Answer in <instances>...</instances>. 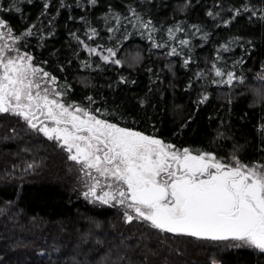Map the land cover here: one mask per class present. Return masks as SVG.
Returning <instances> with one entry per match:
<instances>
[{"label":"trees","instance_id":"16d2710c","mask_svg":"<svg viewBox=\"0 0 264 264\" xmlns=\"http://www.w3.org/2000/svg\"><path fill=\"white\" fill-rule=\"evenodd\" d=\"M0 19L68 103L181 150L264 164V0H0ZM69 165L0 113V264H264L257 249L126 223L118 206L82 195Z\"/></svg>","mask_w":264,"mask_h":264},{"label":"snow or ice","instance_id":"6c2138e0","mask_svg":"<svg viewBox=\"0 0 264 264\" xmlns=\"http://www.w3.org/2000/svg\"><path fill=\"white\" fill-rule=\"evenodd\" d=\"M132 15L149 28L151 21L143 22L134 10ZM0 29H6L0 31V41L5 37L12 41L0 45V113L18 116L49 140L60 142L68 159L81 165L83 176L91 181L86 184V198L121 206L126 223L146 221L161 232L231 239L241 242L236 247L247 245L264 252V164L249 165L235 157L227 163L213 153L181 150L68 103L62 99L65 93L52 87L55 77L20 50V36H13L4 19ZM168 33L175 38L173 29ZM30 34V30L25 33ZM108 52L105 61L116 55L112 49ZM176 54L175 48L169 53ZM213 68L217 77L225 75L215 64ZM236 78L228 72L223 83L232 85ZM260 98L264 100V95Z\"/></svg>","mask_w":264,"mask_h":264},{"label":"rangeland","instance_id":"374dc122","mask_svg":"<svg viewBox=\"0 0 264 264\" xmlns=\"http://www.w3.org/2000/svg\"><path fill=\"white\" fill-rule=\"evenodd\" d=\"M0 31H1V30H0ZM3 43H4L3 41H0V45H2ZM13 54H15V53H13ZM40 134L43 135V133H41V132H40ZM56 144H57L58 147L63 151V154H64L66 160H67L68 163L70 164V165H69V166H70V169H71V170L74 172V174L77 176V178H78V183H79V185L81 186V187H80V188H81L80 191L82 192V195L84 196V192H86V191L88 190V188L86 187V184H87V183H90L91 181H89L85 176H83V174H82V172H81V165H79V164L75 163L74 161H71V160L68 159L69 153L66 152L65 150H63V149L59 146L60 142L56 141ZM105 190H107V189H105ZM99 191H100V190L98 189V193H99ZM84 197H85V196H84ZM85 198H86V197H85ZM86 199L89 200V201H91V202L101 204V203H99L98 201L93 200L91 197H87ZM116 206H118L120 209H122L123 211H125L121 206H119V205H116ZM133 215H134V213H133ZM139 221H140V220H139ZM144 222H146V221H144ZM148 223H149V222H148ZM229 245H231V243H230Z\"/></svg>","mask_w":264,"mask_h":264},{"label":"flooded vegetation","instance_id":"af4514ba","mask_svg":"<svg viewBox=\"0 0 264 264\" xmlns=\"http://www.w3.org/2000/svg\"><path fill=\"white\" fill-rule=\"evenodd\" d=\"M127 128V127H126ZM34 130V129H33ZM133 130H135V129H133ZM36 133H39L40 134V132L39 131H37V130H34ZM137 131V130H136ZM139 132H142V133H144V134H146V135H150V136H154V135H152V134H150V133H148L147 131H139ZM42 135V134H41ZM44 136V135H43ZM45 137V136H44ZM154 137H156V138H159V139H161L162 141H164V142H166V143H170L171 144V142H168V141H166L165 139H163V138H161V137H158V136H154ZM47 138V137H46ZM54 143H56V140H52ZM173 145H175V143H173ZM176 146V145H175ZM176 148H177V146H176ZM217 156V155H216ZM219 159H221V160H223L224 162H227V163H233L232 161H230L231 159L229 158V157H227V155L226 154H223L221 157H218ZM183 236H185V235H183ZM193 238H195V239H198V240H203V241H206V242H208V243H216V244H230L231 243V245H237V244H240L241 242H239V241H234V240H231V239H229V240H210V239H203V238H196V237H193ZM242 247H249V248H252V249H255V248H253V247H250V246H247V245H244V246H242ZM257 250H259V249H257Z\"/></svg>","mask_w":264,"mask_h":264}]
</instances>
